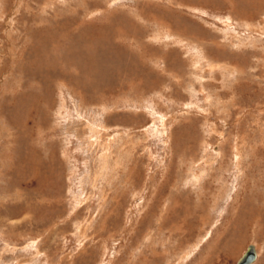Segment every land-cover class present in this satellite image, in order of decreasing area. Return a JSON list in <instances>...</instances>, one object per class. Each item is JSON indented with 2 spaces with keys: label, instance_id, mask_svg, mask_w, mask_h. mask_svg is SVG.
<instances>
[{
  "label": "rangeland",
  "instance_id": "obj_1",
  "mask_svg": "<svg viewBox=\"0 0 264 264\" xmlns=\"http://www.w3.org/2000/svg\"><path fill=\"white\" fill-rule=\"evenodd\" d=\"M264 264V0H0V264Z\"/></svg>",
  "mask_w": 264,
  "mask_h": 264
},
{
  "label": "water",
  "instance_id": "obj_2",
  "mask_svg": "<svg viewBox=\"0 0 264 264\" xmlns=\"http://www.w3.org/2000/svg\"><path fill=\"white\" fill-rule=\"evenodd\" d=\"M259 256L255 244H250L236 264H254Z\"/></svg>",
  "mask_w": 264,
  "mask_h": 264
},
{
  "label": "bare ground",
  "instance_id": "obj_3",
  "mask_svg": "<svg viewBox=\"0 0 264 264\" xmlns=\"http://www.w3.org/2000/svg\"><path fill=\"white\" fill-rule=\"evenodd\" d=\"M257 253H258V252H257ZM258 256H259V255H258ZM257 261H258V260H257ZM255 263H256V262H255ZM255 263H254V264H255Z\"/></svg>",
  "mask_w": 264,
  "mask_h": 264
}]
</instances>
